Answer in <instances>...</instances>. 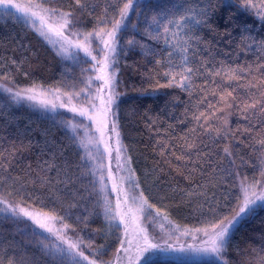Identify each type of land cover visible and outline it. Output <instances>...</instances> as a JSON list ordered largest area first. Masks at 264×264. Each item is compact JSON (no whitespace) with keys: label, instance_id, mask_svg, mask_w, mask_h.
<instances>
[{"label":"trees","instance_id":"obj_1","mask_svg":"<svg viewBox=\"0 0 264 264\" xmlns=\"http://www.w3.org/2000/svg\"><path fill=\"white\" fill-rule=\"evenodd\" d=\"M70 2L75 7L74 0H50L46 6L67 12ZM125 2L120 0L115 10L107 12L108 28L112 26L113 16L119 17V8ZM171 2L148 0L141 11L143 15L145 12L142 20L145 22L154 9ZM116 3L117 0H88L94 7L75 13L74 19L79 21L77 30L81 33L75 36L83 37L94 27L98 30V18L105 14L109 5ZM230 15L234 17L231 21ZM212 24L219 33H224L226 28L232 33L229 37L200 29L199 34L215 44L217 61L254 68L258 63H264L260 59L264 57V51L237 47L240 36L237 25L246 24L253 36L264 38V22L245 13L238 0L231 8L218 6ZM73 32L71 28L66 29L69 35H74ZM126 38L157 49L161 46L148 39L144 32L126 30L119 33L120 42ZM58 53L30 26L17 22L12 16L0 19V152L4 153L0 157V197L33 211L54 209L56 215L71 225L67 230L68 237L83 241L81 249L89 259L93 258L90 251L103 245L106 249L103 259L113 261L124 232L121 228L108 226L104 219L102 195L81 149L83 121L67 110L44 113L13 99L14 92L38 85L36 90L58 94L74 104L85 102L81 89L85 90L90 74L88 63H76ZM204 57H207L206 52L202 54ZM116 68L119 80L116 91L121 95L117 100L118 107H113L112 123L115 120L118 124L122 146L139 185L138 191L143 192L149 204L167 215L168 225L172 227L195 231L205 227L207 220L231 219L242 203L241 181L255 185V188L264 186V183L256 184V181H264L261 176L264 146L258 143L264 137L258 135L259 130L245 132L248 121L239 111H233L228 117V127L233 131L239 129L234 137L224 139L215 137V133L203 135L196 141L197 149L188 150L190 157L176 161L172 152L181 155L185 150L172 145L183 144L179 138L185 134L190 139L195 138L188 130L195 127V122L190 121L196 109L184 114L189 105L187 93L176 87H159L167 83L168 77L163 75V68L157 67L152 57L142 54L139 44L126 48ZM198 82L202 83V80ZM9 88L12 92L5 90ZM244 91L246 89L241 90V95ZM176 97L179 99L174 100ZM206 107L203 105L200 110ZM181 120L184 123H180ZM69 121L76 125L74 131L68 126ZM160 140L169 144L163 156ZM205 143L209 147H204ZM225 146L232 151L231 157H225ZM200 151L203 156L198 155ZM13 152L15 155H11ZM228 168H231V175L223 171ZM210 209L215 210V216ZM3 216L0 215V254L7 253L5 264L8 257L16 264H22V260L23 264H51L37 239L31 236L35 227L27 220L21 219L17 224L11 218L2 219ZM142 222L157 234L152 230L158 223H152L144 216ZM25 224L31 227L21 232ZM57 225L61 227L59 223ZM89 244L92 249L86 247ZM262 244L264 209H258L254 216H248L233 229L220 264H244L246 259L255 264L253 249L259 250ZM153 264H211V260L182 261L160 255L153 257Z\"/></svg>","mask_w":264,"mask_h":264},{"label":"snow or ice","instance_id":"obj_2","mask_svg":"<svg viewBox=\"0 0 264 264\" xmlns=\"http://www.w3.org/2000/svg\"><path fill=\"white\" fill-rule=\"evenodd\" d=\"M119 2L120 0H117L116 4L109 5L105 9V14L101 18H98V30L94 27L92 31L83 35L82 40H77L74 44V47L83 51L86 57H91L92 61L95 62L93 65L94 69L96 65H100L98 69L100 74L95 79L103 81V84L97 89V92L100 93L99 98L102 107L98 110L97 115H89V112L96 108L94 98L89 92L86 99L92 103V109H80L78 114L86 116L94 124L98 125L96 131L100 133L101 142H103L105 130L108 128L109 116L110 114L115 115L113 107H118L117 100L121 95L116 91L119 80L116 75L118 69L115 67L117 63L115 55L117 53L119 33L127 30L130 19L129 12L139 11L140 8L139 0H126L123 3V7L119 8V17L113 16L112 26L108 28L107 12L109 9L115 10ZM234 2L236 0H227V3L225 0H172L171 3L160 5L157 9L153 10L151 17L145 18L146 26L144 34L148 39L161 45L158 49L138 42L135 39L128 41L130 47L139 44L142 54L145 57H152L155 60V65L163 68V75L168 77V80L166 84H161L159 87H176L187 93L189 105L186 106L184 114L186 115L193 108L196 109V111L192 112L190 121L195 122V127L188 130L195 138L190 139L189 135L185 134L179 138L184 141L183 144L172 145V147H180L185 150L181 155L172 152L176 161H184L186 157H190L188 150L197 149L198 145L196 141L203 135L215 133V137H222L224 139H229L230 136L234 137L239 129L233 131L228 127V117L232 115L233 111H239L243 119L248 121V126L244 129L245 132L251 133L258 129V135L264 137V63H258L254 68L252 65L240 66L226 63L224 60L217 61L215 44L212 40L205 39L203 35L199 34L200 29H208L215 35L231 37L232 33L227 28L224 33L217 31L216 27L212 24V17L215 15L218 6L231 8ZM238 2L240 8L245 13L255 15L260 21L264 22V0H238ZM48 4H50V0H29L28 6L23 7L18 3H14L13 0H0V19L13 16L11 10L15 9V12L19 15L13 16V18L17 22L32 25L34 30L45 39L49 38V33L55 31L57 36L62 37L68 44H72L68 36L64 35V30L71 28L74 30L72 34L81 35L77 30L79 21L74 19L75 13L78 10L93 8L94 6L89 5L88 0H74L75 7H72L70 2V10L63 12L57 7L46 6ZM56 18L62 21L58 29H54L52 23L49 22ZM233 18L230 15L229 21ZM37 21H39V27H36ZM137 26L133 25V28H137ZM237 27L240 28L239 44L237 47L256 48L258 51H264V38L257 39L253 36L249 26L246 24L237 25ZM228 42L231 43V40ZM93 43H96L95 51L97 55H93L90 50ZM66 51L67 49L61 45L58 54ZM205 52L207 53V57L202 58V54ZM101 53H103L102 59H98ZM225 55L228 54L225 53ZM71 58L76 63L87 62L86 60H82L78 54ZM260 59L264 61V57ZM201 80L202 83L198 82ZM90 84L91 78L89 86ZM38 87V85H33L32 88L14 92L12 94L13 99L35 100L37 95L42 94L36 92ZM105 88H107L108 92L106 99L104 96ZM244 89L246 91L241 95V90ZM5 90L12 92L10 88ZM84 91V89H81V92ZM22 92L24 93L23 96ZM75 95L79 96L80 93H76ZM178 99V97L174 98V100ZM40 103L45 107L49 104L47 100H42ZM203 105L207 106L206 109L200 110ZM60 106L63 107L64 105L61 104ZM56 107L55 103H51L53 110ZM70 111L77 113L78 110L72 107ZM218 113H223V115H218ZM97 116L102 119H98ZM253 120H255V123H253ZM180 123H184V121L181 120ZM68 126L73 131L75 130L76 125L71 124L70 121L68 122ZM171 127L172 125H169V128ZM111 132L117 138L116 142L119 145L120 132L115 120L111 125ZM169 138L173 137L169 135ZM94 142L91 138L89 139V143ZM158 143L161 145L160 154L163 156L165 155L164 150L169 148V144L164 140H160ZM201 143H204L203 140H201ZM258 143L264 146V138L260 139ZM81 146L87 147L83 142H81ZM204 147L207 148L209 145L205 143ZM13 148H15V145H13ZM223 151L225 157L233 155L228 146H225ZM105 152L111 155V147L106 146ZM3 155L4 153L0 152V157ZM11 155H15V153L13 152ZM121 155L122 149L118 146L116 149L118 162ZM198 155L203 156L204 153L200 151ZM89 157L91 158V153H89ZM81 159L83 160L84 157H81ZM261 161L262 166H264V153L261 154ZM230 164H234V161H230ZM124 166L118 163V168H123ZM100 167H103V165ZM223 171L231 175V168L223 169ZM93 175H95V172H93ZM237 175L239 174L237 173ZM261 176L264 178V171L261 172ZM109 178L113 179L112 191L117 192L118 195L117 212L115 215L112 214L110 202L105 198V216L109 221L110 227L119 228L120 225H123L124 229V238L120 239V247L116 249V260L122 259L120 256L121 252L128 254L132 250L133 242L131 239H127L131 224H135L136 232L143 235V246H140L139 243L136 244L135 260L138 264H153V257L157 253L167 250L175 251L176 249L173 248L172 244L153 242L156 239L155 235H150L148 226H141L139 223L141 216H144L146 220H150L152 223H159L160 228L163 229L165 222L170 224L167 215L162 213L159 208H154L152 204H149L148 200L144 198L143 192H140L138 196L135 194L131 195V203L135 207L121 213L119 211L121 208L119 195L123 192V189L117 188L111 171L109 172ZM100 183V191L104 192L106 183L102 173L100 175ZM262 183L264 181H256L257 185ZM129 186L133 190L139 188L138 184L132 183L131 178H129ZM254 189L255 185L241 181L240 191L243 199L239 205V210L236 211L231 219L225 217L221 220L205 221V227L195 229L196 232H203L204 237H206L203 241L204 247L193 248L192 245H189L188 249L211 257V264H220L222 253L225 251L231 238L232 230L248 216H254L258 209H264V190L257 193ZM7 195H10V193ZM128 200L129 196L125 194V203ZM0 205H3V207H0V213H4L2 219L7 220L11 218L13 222L19 224L22 217L27 218L32 221V224L36 228L42 229L44 233L49 234L45 236L43 233L37 232L35 228L31 230V236L37 239L43 255L51 261V264H84L85 261L87 264H112L111 260L105 261L103 259L106 252L103 245L90 251L89 254L93 258L89 259V255H85V252L81 249L83 241H73L68 237L67 230L71 228V225L65 223L63 217L56 215L54 209L50 211H43L42 209L32 211L20 204L9 202L5 197H0ZM210 211L215 216V210L210 209ZM153 212L155 213L154 215ZM129 214H131L130 220ZM117 216H119V224L115 223ZM57 223L61 227H55ZM30 227V225L25 224L24 229H20V231L26 232ZM51 237H55V240H52ZM126 242L127 247H125ZM86 247L92 249L91 244L86 245ZM179 251L183 252L186 249L181 248ZM253 252L255 253V264H264V244L261 245L259 250L253 249ZM6 257V252L0 254V264H5ZM128 259L131 261L133 257L129 256ZM7 264H16V261L8 257ZM244 264H253V260L246 259Z\"/></svg>","mask_w":264,"mask_h":264},{"label":"rangeland","instance_id":"obj_3","mask_svg":"<svg viewBox=\"0 0 264 264\" xmlns=\"http://www.w3.org/2000/svg\"><path fill=\"white\" fill-rule=\"evenodd\" d=\"M14 3H18L23 7L28 6L29 0H17L14 1ZM148 2V0H139L140 8L139 11H130L129 16L131 17L133 15V21L130 22V19L128 21V27L127 30L129 32H138L142 33L144 32L145 28V22L142 20L144 18L143 12V6ZM13 13V16L19 15L18 13L15 12V9L11 10ZM135 12V13H134ZM12 16V17H13ZM50 23H52L54 29H58L59 24L62 22L58 18L50 20ZM139 22V23H138ZM133 25H138L137 28H133ZM30 26L33 30L34 27L32 25ZM36 27H39V21L36 22ZM36 31V30H34ZM47 31V29H45ZM37 32V31H36ZM38 33V32H37ZM64 35L68 36L69 40L72 41V44H68L65 40H63L62 37L57 36L55 31L49 33V38L45 39L47 42H49L54 48L57 49L58 52H60L61 45H63L67 51L60 53L61 55H64L66 57H73L75 55H79V57L82 58V60H86L88 63V69L90 70V74L88 75L85 83V91L83 93L85 102L83 104H74L72 101H69L65 98L60 97L58 94L54 93H47V92H42L39 90H36V92L42 93L41 95H37L35 100H27V99H20L17 101H20L22 103H26L30 105L32 108L38 109L41 112L44 113H49L53 114L57 112L58 110H67L72 114L74 118H78L79 120H82L84 123V129H83V136L81 139V142L87 145V147H82L81 149L84 153V156L86 160L88 161V164L90 166V170L92 173V176L96 180L99 189H101V183H100V175L101 173L104 176L105 183H106V189L104 192H101L102 195V210H103V216L106 221V224L109 225V221L106 219L105 216V198L107 199L108 202H110L111 208H112V214L115 215L117 212V200H118V195L117 192L112 191V185H113V179L109 178V172L111 171L113 174V178L115 180V183L117 185L118 189H123V192L120 193L119 195V202L121 204V208L119 211L121 213L127 212L129 208H134L135 206L131 203L130 196L135 194L139 195V188L133 190L129 186V178H131L132 183L137 184V179L135 175L132 172V167L129 163V160L126 156L125 150L122 146L121 140L120 144L117 145V138L115 135L111 132V125H112V116L110 114L109 119H108V128L105 130L104 136H103V142H101V136L100 133L96 131L97 124H94L91 120H89L86 116H80L78 114L80 109H92V103L86 99L88 93L90 92L92 97L94 98V102L96 105L95 109H92L89 112V115H97L98 110L101 109V103H100V93L97 92V89L103 84V81L101 80H96L95 77L99 75L100 73L98 72V69L100 65H96L95 69L93 65L95 64L94 61H92L91 57H86L85 53L81 50H78L74 47V44L76 43L77 40H82L83 37H77L75 35H69L66 33V29L64 30ZM41 36V35H40ZM43 37V36H42ZM44 38V37H43ZM129 38H126L124 42H120L119 39L117 41V53L115 55V60L118 61L122 55L124 54L125 50L127 47H130L128 44ZM98 43V42H96ZM96 43H93L92 48L90 49L92 51L93 55H97L95 48H96ZM102 47V45H101ZM103 53H101L98 56V59H102ZM72 59V58H71ZM116 67V65H115ZM117 75V72H116ZM91 78V84L89 86V80ZM24 93L22 92V96ZM108 92L107 88L104 90V96L105 99L107 98ZM59 97V99H57ZM42 100H47L49 102L48 106L45 107L40 103ZM51 103H55L57 105L56 109L53 110L51 108ZM63 104L64 106L61 107L60 105ZM72 107L77 108V113H73L70 111ZM98 119H102L101 117L97 116ZM92 139L95 141L94 143H89V139ZM81 144V143H80ZM110 146L112 149L111 155H109L108 152H105V147ZM120 147L122 149V155L119 160L117 161L116 158V149L117 147ZM89 153H91V158L89 157ZM118 163L121 165H125L123 168H118ZM103 165V167H100ZM93 172H95V175H93ZM257 193L260 191L264 190V186L261 188H255L254 189ZM125 194H128L129 200L127 203H125ZM0 207H3V205H0ZM33 211V210H32ZM0 215H4V213H0ZM10 215V214H9ZM130 215L129 214V220H130ZM24 220L29 221L32 224L31 220H28L27 218H21ZM116 224L120 223L119 216H117V219L115 221ZM139 223L141 226H145V224L142 222V216L140 218ZM33 225V224H32ZM35 228L36 226L33 225ZM55 227L59 228V226L56 224ZM121 229H123V225H120ZM38 231L43 233V235L48 236V233H44L42 229L36 228ZM136 225L131 224L130 229H129V236L127 239H131L133 242V247L130 253L125 254L123 252L120 253V256L122 259L119 261L116 260V258L113 259L112 264H138V262L135 260V254H136V244L139 243L140 246H143V235L138 234L136 232ZM149 230V229H148ZM157 234H153L151 230H149L150 235H155L156 239L153 242H159L161 244H165L167 242L168 244H172L173 248L176 249L175 251L173 250H167L161 253H157L155 256H160V255H169L170 257L174 259H179L182 261H207V260H212L211 257L203 254V253H197L195 251H192L188 249L189 245H192L193 248H202L204 247L203 241L206 239L204 237L203 232H196V231H189L187 229H179L176 227H172L168 225V223L165 222V226L163 229L160 228V225L155 226V229L153 227V230ZM233 231V230H232ZM124 232V229H123ZM232 233V232H231ZM52 240H55V237H51ZM127 242L125 243V247H127ZM184 248L186 251H179V249ZM129 256H132L133 259L130 261L128 259Z\"/></svg>","mask_w":264,"mask_h":264}]
</instances>
